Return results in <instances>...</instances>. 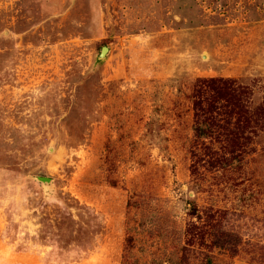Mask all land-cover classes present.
<instances>
[{
    "label": "rangeland",
    "instance_id": "rangeland-1",
    "mask_svg": "<svg viewBox=\"0 0 264 264\" xmlns=\"http://www.w3.org/2000/svg\"><path fill=\"white\" fill-rule=\"evenodd\" d=\"M212 78L264 111V0H0V264H264V124L197 137Z\"/></svg>",
    "mask_w": 264,
    "mask_h": 264
},
{
    "label": "trees",
    "instance_id": "trees-1",
    "mask_svg": "<svg viewBox=\"0 0 264 264\" xmlns=\"http://www.w3.org/2000/svg\"><path fill=\"white\" fill-rule=\"evenodd\" d=\"M185 1L186 0H181L182 3H185ZM194 22H203V20H200L196 16L194 17ZM97 63L101 64L102 62L101 60H97ZM203 83L206 89H209L212 94L209 97H205L203 93L198 92L193 99L194 108L200 118L193 127L197 137L210 138L216 136L215 126L219 124L218 117L220 114L228 121L231 118H235L236 121V129L234 130L226 124L220 126L221 130L223 129L222 132H225L226 135H234L237 132L239 133V131L243 135L246 130L257 133L256 130H254L255 127L253 126V122L264 124V111H262L259 106L254 107V105H251V92L246 85L244 86L243 83H237L234 80H218L213 78L203 80ZM205 103L208 104L207 107H205ZM208 114H210V116L206 117ZM255 115L256 117L252 119V116ZM202 116H204L203 120H201ZM244 137L243 135V138ZM51 193L52 192H49V194ZM9 230L10 227L8 226L7 233H9ZM90 249H92V247ZM86 255L87 251L83 249L82 252H77V255H75L71 261L82 260L86 258Z\"/></svg>",
    "mask_w": 264,
    "mask_h": 264
},
{
    "label": "water",
    "instance_id": "water-1",
    "mask_svg": "<svg viewBox=\"0 0 264 264\" xmlns=\"http://www.w3.org/2000/svg\"><path fill=\"white\" fill-rule=\"evenodd\" d=\"M109 51V47L108 46H103L102 48V51H101V54H100V59H104L105 56H106V53ZM37 179L44 183V184H47V183H50L51 182V178L50 177H46V176H37Z\"/></svg>",
    "mask_w": 264,
    "mask_h": 264
}]
</instances>
